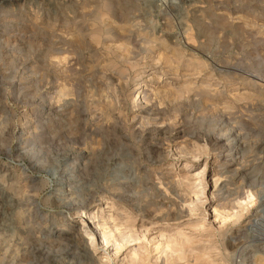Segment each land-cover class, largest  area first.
Masks as SVG:
<instances>
[{
  "label": "rangeland",
  "instance_id": "1",
  "mask_svg": "<svg viewBox=\"0 0 264 264\" xmlns=\"http://www.w3.org/2000/svg\"><path fill=\"white\" fill-rule=\"evenodd\" d=\"M263 233L264 0L0 2V264H264Z\"/></svg>",
  "mask_w": 264,
  "mask_h": 264
},
{
  "label": "bare ground",
  "instance_id": "2",
  "mask_svg": "<svg viewBox=\"0 0 264 264\" xmlns=\"http://www.w3.org/2000/svg\"><path fill=\"white\" fill-rule=\"evenodd\" d=\"M10 1H12V0H0V2H3V3H5V2H10ZM247 198H248L247 200L249 201L248 203L250 204V202L253 201V196H252V195H249ZM247 200H246V201H247ZM246 201H245V202H246ZM242 202H243V201H242ZM242 202H241V203H242ZM251 204H252V203H251ZM245 205H247V204H245ZM244 209H245V208H244ZM217 211H218V210H217ZM146 216H147V215H146ZM148 216H149V215H148ZM254 216H257V214H255ZM229 218H230V217H229ZM226 219H227V218H226ZM253 220H254V219H253ZM260 220H261V219H260ZM260 220H259V221H260ZM256 222H257V221H256ZM262 223H263V222H262ZM253 225H254V224H253ZM252 228H253V227H252ZM254 229H255V227H254ZM261 232H262V231H261ZM252 233H254V232H252ZM255 234H256V233H255ZM263 234H264V233H263ZM259 236H260V235H259ZM129 238H130V237H129ZM91 239H92V237H91ZM100 239H101V243H100V244H101V246H102L101 251H104V250H103L104 248H105V249H109V248H108V241H107V239H106V237H105L104 234H101V235H100ZM131 241H132V240H128V239H127L126 241L123 240V242H125V243H130ZM126 245H127V244H126ZM126 245H125V244H124V245L122 244V246H119V248H117V249H118V250H121V249H123V247L126 246ZM115 254H116V253H115ZM135 257H136V256H135Z\"/></svg>",
  "mask_w": 264,
  "mask_h": 264
}]
</instances>
